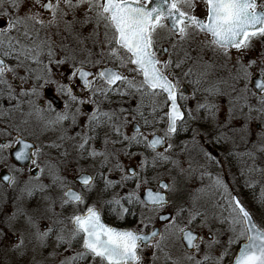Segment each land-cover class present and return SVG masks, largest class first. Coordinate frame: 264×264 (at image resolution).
Masks as SVG:
<instances>
[{
    "label": "snow or ice",
    "instance_id": "snow-or-ice-1",
    "mask_svg": "<svg viewBox=\"0 0 264 264\" xmlns=\"http://www.w3.org/2000/svg\"><path fill=\"white\" fill-rule=\"evenodd\" d=\"M166 2V0H165ZM151 0H0V101L7 100L10 108H3L0 105V117L8 119L13 112H21L23 116L33 117L42 120L45 129L62 127L65 122L70 121L73 127H79L80 132L77 133L78 140L73 145L77 157L76 162L85 158H91L94 162L98 156L103 157L100 161V168L103 169L108 163L114 161V168L121 170L124 174L121 177V185L129 180H136V190L140 188V181L147 184L149 181L142 178L140 173L133 172L128 174L127 166L123 165L118 159L123 155L133 158L137 153L130 151L133 145L142 146L145 149H151L152 167H163L168 163H172L174 167H180L179 161L172 159L174 150L173 134L178 133L179 124L184 122L180 107H178V87L179 77L172 74H166L172 70L173 63L175 69H180L185 59L173 61L172 53L167 49H161V52L167 53L169 58L161 60L157 54L155 33L159 28L164 27L162 21L170 20V31L173 34H178L181 39H186L189 36L203 34L205 37H210L207 40L209 47L217 55H223L232 61L235 74L232 75L234 83L231 85L233 92H239V99L244 101V106L248 108L249 117L253 111L264 114V49L261 54L254 59L244 62L243 57L247 52L252 51L254 41L259 40L264 44V11L259 10L264 5H258L257 0H203L206 8L205 19H200L196 15L191 14L194 9V0H171L165 11L161 0H156L155 6L149 7ZM87 5V12L81 24L91 23L95 20L97 26L103 25L106 30V47L110 54L115 57L120 66L128 68L136 76H142V79L137 80L135 76L129 77L122 74L120 71L112 68L103 67L97 74L87 71L84 68V61H77L75 57L61 55L55 50L56 45L52 40L50 30L53 27L58 28L63 18L69 11L73 12L82 5ZM184 9H188L185 11ZM50 13L49 19H44L43 16ZM94 14V15H93ZM64 23H68L64 21ZM111 32L112 39L107 40V33ZM43 33V34H42ZM175 49V45L172 46ZM61 51L63 46H60ZM235 49V58H232L230 50ZM123 50L127 53L126 57H121L118 52ZM101 57L104 53L101 52ZM185 57L191 59L189 54L185 52ZM46 57V63L44 58ZM89 62L91 58L89 57ZM6 60L14 61L13 66H9ZM100 61H95L94 64H99ZM38 67L33 68L32 65ZM67 69V71H65ZM21 70L23 74H21ZM258 73L260 80L256 84V88L260 89V95L255 92L252 96L248 95L246 81L252 78V73ZM11 74L12 80L7 78ZM98 75L103 81V86L93 87V80L90 77ZM181 75L189 79L190 82L197 86L204 82L209 73L201 72L198 75L193 72L191 67L183 71ZM196 75L193 81L191 78ZM18 80L15 84L13 81ZM175 80V83L173 82ZM117 82L122 87L113 88ZM241 82H245L243 88H238ZM82 84V96L76 95L74 85ZM55 86L54 90L63 100L62 110H57L51 103L45 101L41 105L39 101L43 99V92L46 87ZM206 99L218 97L223 93L218 85L213 84L204 89ZM137 94L140 97V102L137 103L135 109H121V112L127 111V115L122 117L124 124H132L135 131L131 136L124 135L121 138L120 125L113 123L114 119H119L120 116L114 110L102 111L97 97H103L105 101H110L112 95L120 97H129L135 99ZM151 98V113L147 114L142 110L144 98ZM163 97V106L161 107L160 98ZM183 97L181 96L180 99ZM254 98V103L252 102ZM230 105L235 101L230 96ZM28 106L27 112L23 111L24 105ZM84 105H91V112H86ZM199 108H204L208 116L215 120L216 112L219 106L215 103H202ZM163 112L159 115L157 109ZM73 109H75L73 111ZM49 117L45 119V114ZM148 115L152 116V121L155 123L166 122V127L163 128V136H155L148 139L142 137L141 127L138 121L143 120L145 126H151ZM232 116V111H229V117ZM158 117V119H157ZM191 118V113H188ZM83 118V124L80 123ZM28 120L24 119L21 124H27ZM219 123V122H218ZM225 127L231 126V121L223 122ZM108 127L114 130L118 139H113V146L120 144L119 149L112 151L107 150L97 151L92 148L90 151L88 145L90 141L98 138V130ZM186 127V125H185ZM245 128L248 123L245 122ZM16 137L20 136L19 125L15 126ZM6 131L11 137V142H0V153L12 147L13 143H21L16 137H12V131L7 128L0 129ZM193 139L199 135V130H193ZM94 133L96 135H94ZM154 135V134H153ZM210 135H215L211 132ZM77 137L69 136L68 139L76 140ZM65 134L61 133L60 141H64ZM219 139V137L217 138ZM125 142L127 144L125 145ZM109 143L108 133H105L104 144ZM166 144V147H165ZM63 145L53 141L50 144H24L23 149L16 151L15 159L23 163L31 161L32 165L39 168L43 173L44 164V149L62 148ZM158 147H163V151H157ZM35 148V151H28ZM61 155L65 158L69 153L65 149ZM249 160L252 161L248 171L264 172V143L252 144L251 148L244 153ZM189 163L188 170L180 169L181 174L185 171L192 172V163ZM148 160L143 157L137 162V167L142 171L147 170ZM13 171H19L15 166H12ZM31 171V169H30ZM169 169V173H171ZM203 178V177H201ZM8 184H16L18 181L10 175L0 177ZM39 180V177H36ZM95 178L92 176L83 175L81 169V183L89 190H92V181ZM53 183H64L63 177L59 172L52 173ZM247 183V182H246ZM158 188L162 191L148 190L145 200L141 201L137 195V191H130L127 196L112 195L111 199H105L109 196V189L117 186L115 180L105 177L102 173L99 174L97 181L98 197L103 200L107 209L117 211L123 216L131 212V208L124 207L122 201H126L128 205L135 207L137 203L142 204L144 208L149 209L152 215H145L141 211V217L136 230L118 231L116 228L107 227L101 222L100 212L89 207L84 215H73L71 217V229L65 235V228L59 230L49 226L46 230H42L38 220L34 215L21 213L25 216V227L31 231V235L36 241V246L32 251L35 253L36 247L41 249L48 246L50 235L55 232V245L67 244L72 246L74 241H82L83 251L77 252L75 258H66L59 261V264H75L76 259H84L92 257L94 260H99V264H142L141 256L142 247L151 246L155 249L153 252L154 258L159 253L164 254L165 264H179V261L171 259L170 253L166 252L164 242L166 240L187 241V248L194 249V252H186L184 259L189 264H209L212 259V248L219 243V240L212 234L209 225V217L206 211H201L197 206L196 198H192V202L187 207L185 204H175L174 196L178 191L176 180L173 179L172 184H168L161 179H157ZM42 191L45 185H38ZM214 187L219 190L223 189L227 193L228 208L230 209V223L233 226V236L229 239L231 245L238 238L236 234V225H241L242 229L239 236L247 235L248 243L245 244L239 252V256L235 260V264H264V231H261L253 223L249 211L245 210L242 202L231 193L224 184V181L217 176ZM37 190V186L30 185V182H25L21 189L22 194L31 197ZM77 202H83L82 197L74 193L70 194ZM48 206L43 208L37 204L33 209L35 214L51 213L55 206L56 200L47 197ZM67 201L61 202L63 208ZM264 204V198L261 199ZM115 206V207H113ZM216 206H219L218 204ZM171 209V211H168ZM186 213V217L182 224L177 223V218ZM135 215L134 212L131 213ZM55 215V213H54ZM17 213L14 212L10 219L16 218ZM41 219L45 217L41 214ZM264 218V214H262ZM56 223L63 224L64 221L57 218ZM153 224L150 234L140 231V226L148 228L149 224ZM155 223H159L163 227V231L155 227ZM208 228V235L203 234V230ZM198 229V231H197ZM2 234V229H0ZM17 242H14L9 251L16 254L17 260H21L27 256V246L25 244L23 230H18L16 233ZM212 238L209 239L208 237ZM159 238V239H157ZM156 241L154 244L153 241ZM200 241V244L194 243ZM203 244V249L201 248ZM55 251V249H54ZM202 253V258H198V254ZM220 259H223L221 256ZM28 264H39L33 255ZM219 264V260H217Z\"/></svg>",
    "mask_w": 264,
    "mask_h": 264
},
{
    "label": "flooded vegetation",
    "instance_id": "flooded-vegetation-1",
    "mask_svg": "<svg viewBox=\"0 0 264 264\" xmlns=\"http://www.w3.org/2000/svg\"><path fill=\"white\" fill-rule=\"evenodd\" d=\"M171 2V0H169ZM52 3H55V0H52ZM194 9L192 10L191 14L196 15L200 19H205L206 8L203 4V0H194ZM188 11V9H184ZM87 12V5H82L75 10V17L73 12L69 11L68 14L63 18V21L60 22L59 27H53L50 30L52 40L56 45L55 50L60 52L61 55H68L70 57H75L77 61H84V68L87 71H91L94 74H97L99 70L103 67L112 68L113 70L120 71L124 75H128V69H124L120 66L119 61L113 57L108 47H106V35L102 36V31H105L104 26L101 24L97 26L95 20L91 23L81 24L80 21L84 20L85 13ZM94 15V14H93ZM44 19L50 18V13H46L43 16ZM67 21L68 23H64ZM164 27L168 31V35H163L162 31L159 28L155 33V42H156V51L161 60H166L169 58L167 53L161 52V49H167L168 52L172 53L171 59L175 62L179 59H187L185 57V52L189 54V56L194 58V53L191 52L190 49L187 50L185 46L187 45L189 39L194 36H189L186 39L179 38L178 34H173L167 26H165V22L162 21ZM43 34V33H42ZM203 35V34H201ZM209 38V37H207ZM112 39V34L109 31L107 33V40ZM210 39V38H209ZM63 46V50L61 51L60 46ZM173 45H175V49H173ZM103 51L104 55L101 57V52ZM118 55L121 57L127 56V53L120 50ZM125 55V56H124ZM91 58L92 62H89L88 58ZM45 63L46 57L44 58ZM107 60L106 62H104ZM95 61H100L99 64H94ZM6 63L9 66L14 65V61L6 60ZM33 68L38 67L37 65H32ZM67 71V69L65 70ZM172 71H174L176 77H180L179 69H175V63H173L172 70L167 72L166 74L171 75ZM21 74L23 71L21 70ZM7 78L12 80L11 74H8ZM141 78V76H140ZM93 80V87H100L103 86V81L99 79L98 75H94L90 77ZM142 79V78H141ZM180 81V80H179ZM175 83V80H173ZM13 83L18 84L19 81H13ZM74 91L76 95L82 96L84 93L81 91L82 84L74 85ZM122 87L119 82L116 85H113V88ZM186 87V85L181 84L179 82L178 87V105L180 110L183 113L184 118L186 117V110L184 105L180 102V97L183 95H188L182 93V88ZM55 86H49L44 89L43 92V99L39 101L41 105L47 103H51L57 110H62L63 108V100L57 96L56 91L54 90ZM98 102L100 103V108L102 111H112L114 110L117 112V109H135L138 102H140V97L137 94L135 99H131L129 97H120L117 95H112L110 97V103L105 101L103 97H97ZM161 100V107L163 106V97L160 98ZM120 101H128V105H119ZM143 111L147 114H150L151 109V98H144L143 100ZM0 105H3V108L7 109L11 106L8 104L7 100L0 101ZM84 110L86 112H91L92 106L91 105H84ZM28 106L25 104L23 107V111L27 112ZM75 109H73L74 111ZM159 115H163V112L157 109ZM164 111H167V107H164ZM124 115H127V111L123 112ZM124 115H119V119H114L113 123L120 125V133L121 136L119 138L122 139L124 135L131 136L135 129L133 128L132 124H124L122 117ZM49 117V114H45V119ZM150 125L145 126L143 120H139V126L141 127L142 132V139L145 136V133L150 132V136L148 139L154 135L161 136L160 134L156 133L157 130H162L166 127L165 124L155 123L152 121V116L148 115ZM27 119V124H21V121ZM158 119V117H157ZM83 124V118L80 121ZM180 125L181 123L178 122ZM19 125L20 136L16 137L15 126ZM7 128L8 130L12 131V137H16L21 141V143H13L12 147L4 152L0 153V177L7 174L13 176L18 183L16 184H8L6 181L0 179V229H2V234H0V264H28L35 255L36 261L39 264H59V261L66 259V258H75L76 253L83 251L82 249V241L77 240L74 241L72 246L69 247L67 244L60 245L56 247L55 240H56V233L53 232L50 235L47 243L48 246L41 249L36 247L35 253H33L32 249L36 246V241L34 237L31 235V231L25 227V216L21 213H27L34 215L35 218L38 220L40 227L42 230H46L49 226L59 230L61 228L68 227V214L69 209L68 207H78L77 210L73 215H82L87 212V209H80L79 206L82 204L81 202L75 201L71 193H74L79 196H83V192L87 189L80 181H81V169L83 171V175L85 176H92L95 179L92 181V186L95 184L97 185V181L99 180V176L96 174H91L93 172H100L106 177V173L112 172H121V170L114 168V161L116 158H113V162L108 163L103 169L100 168V161L103 160V157L98 156L95 162L91 158H85L80 160L79 163L76 162L77 153L73 147V145L77 142L78 137L77 133L80 132L79 127H73L71 122H65L62 127H55L52 129H45L44 123L42 120L37 119L35 116L27 117L23 116L21 112H13L12 116L8 119H4L0 117V129ZM61 133L65 134L64 141L59 140V136ZM105 133H108L109 143L107 146L104 144L105 140ZM94 135H96L94 133ZM174 135V134H173ZM69 136L77 137L76 140L68 139ZM113 139H118L115 135L114 130L105 127L98 130V138L94 141H90L89 145L87 146L89 151L92 148H95L97 151H104L105 147L107 150L112 151L115 149H119L121 147L120 144H116L113 146L111 141ZM53 141L56 143H60L63 145L62 148L59 150L57 149H44V164L42 165L45 170L43 173L40 172L39 168L35 165L31 164V161H24L21 163L15 159L16 151L23 149L24 144H34L36 146H40L41 144H50ZM0 142H11V137L8 136L6 131H0ZM127 142H125V145ZM67 150L69 153L68 157L65 158L61 153L64 150ZM163 149V148H162ZM159 149L157 151H161ZM28 151L32 152L35 151V148L29 149ZM133 153H147L152 154L151 149H145L142 146L133 145L130 149ZM118 159L121 163L128 168V174L131 175L133 171V167L129 165V157L126 156H119ZM12 166H15L16 169L19 171H13ZM31 169V171H30ZM59 172V174L63 177L64 183L61 184L59 182L53 183L52 180V173ZM39 177V180L36 179ZM25 182H30V185L37 186V190L31 197H28L25 194H22L21 189L24 187ZM43 184L45 185L44 189L41 191L38 185ZM128 184V181H127ZM144 189H151L152 191H159L158 185L156 184V189L151 187H146ZM143 189V190H144ZM143 190L140 196V200L142 201L141 197L143 194ZM47 197L54 198L56 200L55 206L53 208V212L51 213H43L42 215L45 217L44 219L40 218L41 214H35L33 209L36 208L37 204H40L43 208L48 206ZM67 201L64 207H61V202ZM127 203V202H126ZM144 207V206H143ZM127 208H131V212L124 214L123 216H119L116 212H106L100 211L101 221L108 227L117 228L120 230H136L137 225L139 223L138 219L135 215L131 213L134 211V208L137 206L132 207L131 205L127 204ZM16 212V218L10 219L12 214ZM55 213V215H54ZM73 215L71 217H73ZM57 218L64 221L63 224L56 223ZM70 227L71 221H70ZM155 227L163 231V227L159 223H155ZM153 228V224L150 223L148 228H143L140 226V231L148 233L151 232ZM18 230H23L25 244L27 246V256L21 260H17L16 254L9 251L11 246L14 242H17L16 232ZM159 239V238H157ZM156 241L154 240L152 243L154 244ZM181 245L183 249L187 252L184 248L182 241ZM198 241H195L197 243ZM55 249V251H54ZM151 246L142 247L141 249V256L143 258V263L147 262L150 257ZM155 250V249H154ZM194 249L188 251L192 252ZM85 262H99V260H94L92 257H86L84 259H76L75 264H85Z\"/></svg>",
    "mask_w": 264,
    "mask_h": 264
},
{
    "label": "rangeland",
    "instance_id": "rangeland-1",
    "mask_svg": "<svg viewBox=\"0 0 264 264\" xmlns=\"http://www.w3.org/2000/svg\"><path fill=\"white\" fill-rule=\"evenodd\" d=\"M258 5H264V0H257ZM264 11V7L260 8ZM163 35H168V31L165 28L160 29ZM106 32L102 31V36H105ZM180 38V37H179ZM207 40L209 38L204 35L198 34L189 39L185 48L190 49L194 53V58L185 59L186 63L179 69L180 71V85H186V91H189L188 95H183L180 102L186 110V117L184 122L179 125L178 133L173 135L174 150L172 159L179 161L180 167H174L172 163H168L163 167H152L151 155L147 153H137L133 158H129V165L133 167V172L140 173L142 178H146L149 182L147 184L140 181V188L136 190V180H129L128 184L121 185V177L123 172L106 173V177L117 182V186L109 189V196L105 199H111L112 195H119L121 197L127 196L130 191H137V195L141 196L142 190L146 187H153L156 189L157 179L164 180L168 184H172L173 179L176 180V187L178 191L170 199H174L175 204H185L187 207L191 204L192 198L195 197L197 206L201 211H206L209 217V225L211 227L212 234L219 240L217 245L212 248V259L209 264H229L239 247V244L245 241V235L239 236L242 229L241 225H236V234L238 238L230 245L229 239L233 236L232 225L230 223V209L228 208L227 193L223 189L217 190L214 187V182L219 175L220 179L224 181L225 186L228 189V193L236 195L245 208L252 215L256 225L264 229V204L261 203V199L264 198V172H249L248 168L251 166L252 161L249 160L243 153L251 148L252 144L264 143V114L253 111L251 117L248 114V108L244 106V101L239 99L240 93L233 92L231 85L234 83L232 75L235 74L232 61L223 55H217L211 47L208 46ZM264 44L259 40L254 41V47L252 51L247 52L243 57L245 63L249 60L257 58ZM232 58H235L236 50H230ZM125 56V55H124ZM126 57V56H125ZM180 60V59H179ZM105 60L104 62H106ZM13 66V65H12ZM191 67L195 74L207 71L209 75L204 78V82L197 86L195 83L184 78L181 73L187 68ZM125 69V68H124ZM128 69V68H126ZM258 75L253 72L252 78L247 83L248 95L252 96L253 90L251 86V80ZM128 76L140 80V76L132 73L128 69ZM193 81L196 79V75L191 78ZM245 82H241L238 88H243ZM218 85L220 91L223 93L218 97H211L206 99V93L204 89L211 85ZM230 96L235 101L230 105ZM259 96V95H258ZM215 103L219 106V110L216 112L215 120L208 116V113L204 108H199V104L202 103ZM254 103V98L253 101ZM128 105V101H120L119 105ZM232 111V116L229 117V111ZM119 115H124L120 109H117ZM188 113H191V118L188 117ZM127 114V113H125ZM231 121L230 127H225L223 122ZM219 122V123H218ZM245 122L248 123V127L245 128ZM186 125V127H185ZM199 130V135L193 139V130ZM215 132V135H210L211 132ZM163 136V129L155 131ZM150 132L145 133L144 137H149ZM219 137V139H217ZM166 147V144H165ZM163 151V149L161 150ZM143 157H147L148 164L147 170L142 171L137 167V162ZM189 161L192 163V172L185 171L181 174L180 169L188 170ZM171 169V173H169ZM56 172V171H55ZM99 176L100 172H93ZM103 174V173H102ZM203 177V178H201ZM247 182V183H246ZM82 204L80 209H88L94 207L100 211L116 212L107 209L103 200L98 197V190L96 185L92 186V190L86 189L82 194ZM124 207H127L126 201H122ZM219 206H216V205ZM137 208H134L136 217L140 220L141 211L144 214L152 215L149 209L144 208L142 204L137 203ZM115 207V206H113ZM78 207H68V227H65V235L71 229L70 221L71 216ZM171 211V209H168ZM119 215V214H118ZM186 213L177 218V223L182 224ZM121 216V215H119ZM198 231V229H197ZM204 235H208V228L203 230ZM209 239L212 237L209 236ZM201 242L198 240L197 244ZM167 253H170L171 259L179 261V264H189L184 259L186 251L183 249L180 240H166L164 242ZM203 244L201 248L203 249ZM154 248L151 247L150 257L147 262L143 264H165V258L163 253H159L154 258ZM188 252V251H187ZM194 252V250L192 251ZM189 252V253H192ZM223 259H220V257ZM198 258H202V253L198 254ZM85 264H99V262H90Z\"/></svg>",
    "mask_w": 264,
    "mask_h": 264
},
{
    "label": "water",
    "instance_id": "water-1",
    "mask_svg": "<svg viewBox=\"0 0 264 264\" xmlns=\"http://www.w3.org/2000/svg\"><path fill=\"white\" fill-rule=\"evenodd\" d=\"M161 3H162V5H163V8H164V10L166 11L167 10V5H168V3H170V1L169 0H166V2H165V0H161ZM155 4H156V0H151V3H150V5H149V7H152V6H155ZM165 22V26L167 25V27L170 29V26H171V22H170V20H167V21H164ZM260 80V77H259V75H256L252 80H251V88L253 89V92H255L256 93V95H260L261 93H260V89H258V88H256V84H257V82ZM183 93L184 94H188V91H186V89L183 87ZM179 107V106H178ZM182 113V112H181ZM182 116H183V114H182ZM155 136H158V135H153L152 137H151V139L152 138H155ZM163 147H158L157 148V150H159V149H162ZM164 181V180H163ZM148 190H151V189H144L143 190V194H142V197H141V199H142V201L143 200H145V198H146V194H147V192H148ZM160 191H164V190H161L160 189ZM154 192V191H153ZM235 197H236V195H234ZM237 198V197H236ZM238 199V198H237ZM245 210L246 211H248L246 208H245ZM87 213V212H86ZM86 213H84V214H86ZM84 214H82V215H84ZM249 215L252 217V215L249 213ZM252 221H253V223L256 225V223H255V221H254V219H253V217H252ZM102 222V221H101ZM103 223V222H102ZM257 226V225H256ZM108 227V226H107ZM257 228H259L258 226H257ZM261 231H264V229H261V228H259ZM118 231H124V230H119V229H117ZM149 234H150V232H149ZM182 243H183V245H184V247L189 251V250H192V249H189V248H187V241H182ZM248 243V240H247V235H245V241L244 242H242L240 245H239V248H238V250L236 251V253H235V256H234V258H233V260H232V262L230 263V264H235V260H236V258L239 256V252H240V249L245 245V244H247Z\"/></svg>",
    "mask_w": 264,
    "mask_h": 264
}]
</instances>
